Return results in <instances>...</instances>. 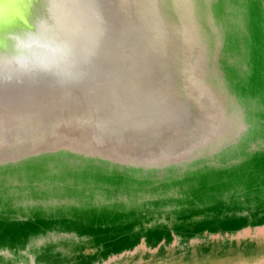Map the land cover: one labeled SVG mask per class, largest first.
Returning <instances> with one entry per match:
<instances>
[{"label": "rangeland", "instance_id": "rangeland-1", "mask_svg": "<svg viewBox=\"0 0 264 264\" xmlns=\"http://www.w3.org/2000/svg\"><path fill=\"white\" fill-rule=\"evenodd\" d=\"M0 7V264H264V0Z\"/></svg>", "mask_w": 264, "mask_h": 264}, {"label": "snow or ice", "instance_id": "snow-or-ice-1", "mask_svg": "<svg viewBox=\"0 0 264 264\" xmlns=\"http://www.w3.org/2000/svg\"><path fill=\"white\" fill-rule=\"evenodd\" d=\"M13 3H20L21 0H12ZM3 3V0H0V4ZM3 25V9L0 7V27Z\"/></svg>", "mask_w": 264, "mask_h": 264}, {"label": "bare ground", "instance_id": "bare-ground-1", "mask_svg": "<svg viewBox=\"0 0 264 264\" xmlns=\"http://www.w3.org/2000/svg\"><path fill=\"white\" fill-rule=\"evenodd\" d=\"M261 225H262V224H261ZM240 231H241V230H240ZM240 233H241V232H240ZM170 235H171V234H170ZM231 236H232V235H231ZM256 236H257V235H256ZM237 238H238V237H237ZM188 240H189V239H188ZM210 240H211V239H210ZM249 240H250V239H249ZM173 241H174V240H173ZM142 242H143V241H142ZM235 242H236V241H235ZM237 243H238V242H237ZM146 249H147V248H146ZM147 250H149V249H147ZM140 251H141V250H140ZM142 252H143V251H142ZM106 257H107V256H106ZM225 258H226V257H225ZM241 258H242V257H241ZM113 259H114V258H113ZM138 259H139V258H138ZM220 259H221V258H220ZM220 259H219V260H220ZM222 259H223V258H222ZM226 259H227V258H226ZM245 259H246V258H245ZM236 260H237V257H236ZM239 260H240V258H239ZM246 260H247V259H246ZM246 260H245V261H246ZM258 260H259V259H258ZM258 260H257V261H258ZM225 261H226V260H225ZM242 261H243V260H242ZM245 261H244V262H245ZM202 262H203V261H202ZM211 262H212V261H211ZM216 262H217V261H216ZM209 263H210V260H209ZM214 263H215V262H214ZM220 263H221V262H220ZM222 263H223V262H222ZM235 263H236V262H235ZM257 263H258V262H257ZM211 264H212V263H211ZM215 264H217V263H215Z\"/></svg>", "mask_w": 264, "mask_h": 264}]
</instances>
